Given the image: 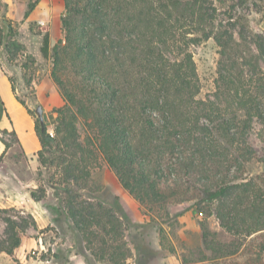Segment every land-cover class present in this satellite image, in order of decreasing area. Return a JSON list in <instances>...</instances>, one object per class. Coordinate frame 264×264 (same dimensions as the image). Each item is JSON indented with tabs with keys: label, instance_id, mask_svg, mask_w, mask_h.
<instances>
[{
	"label": "trees",
	"instance_id": "obj_1",
	"mask_svg": "<svg viewBox=\"0 0 264 264\" xmlns=\"http://www.w3.org/2000/svg\"><path fill=\"white\" fill-rule=\"evenodd\" d=\"M246 2L64 0V38L50 47L46 35L41 49L65 103L54 109L53 134L36 117L37 156L47 173L55 169L47 185L99 259L128 264L125 229L135 224L121 203L85 192L100 159L153 212L196 198L214 205L220 229L201 222L211 252L202 260L264 264V175L247 174L263 160L250 132L264 124V36L251 37L254 50H238L247 38L236 39V12ZM16 35L0 8V48L11 60L24 50ZM209 39L221 56L216 93L202 97L191 45ZM4 220L0 252L11 255L27 222Z\"/></svg>",
	"mask_w": 264,
	"mask_h": 264
},
{
	"label": "rangeland",
	"instance_id": "obj_2",
	"mask_svg": "<svg viewBox=\"0 0 264 264\" xmlns=\"http://www.w3.org/2000/svg\"><path fill=\"white\" fill-rule=\"evenodd\" d=\"M35 1H38L37 5L29 12ZM0 8L17 31L15 39L24 45V50L12 60L5 49L0 48V61L11 76L19 99L38 117L33 80L38 71L42 75L52 72V58L45 57L41 48L46 35L49 41L52 40L50 47L64 38L61 24L64 0H1ZM236 14L239 21L236 39L247 38V44L242 41L238 50L246 53L249 47L255 49L251 40L254 34L264 36V0H247ZM31 15L33 18L28 20ZM191 50L200 79V96L214 97L221 56L219 49L215 41L209 39L191 45ZM54 123L55 118L46 125L49 132L54 133ZM79 129L84 137L85 128L79 124ZM4 139L10 146L15 141L9 133L4 134ZM250 140L263 160L248 164L247 174L249 177L264 175V124L255 121ZM37 161L33 165L15 147L4 154L0 162V240L6 236L5 217H12L22 224L27 222L21 245L11 255L0 252V264H112L108 259H99L88 248L55 189L47 185L55 169L47 173L38 157ZM44 189V198H32V191L42 193ZM85 192L95 194L107 206L121 203L135 222L125 229V239L132 250L128 264H219L202 260L211 252L204 246L201 222L206 221L213 230L220 229L211 203L189 199L169 203L153 212L134 199L123 188L115 172L100 159L92 166V177Z\"/></svg>",
	"mask_w": 264,
	"mask_h": 264
},
{
	"label": "crops",
	"instance_id": "obj_3",
	"mask_svg": "<svg viewBox=\"0 0 264 264\" xmlns=\"http://www.w3.org/2000/svg\"><path fill=\"white\" fill-rule=\"evenodd\" d=\"M30 18L32 19L33 16H29L28 20ZM33 84L36 90V102L43 108L44 121L48 126V123L54 121V108L61 107L65 101L50 72L42 75L38 71ZM30 108L19 99L11 76L5 65L0 61V155L6 154L17 147L24 157L33 165H36L41 142L36 129V117L29 111ZM4 130L8 132L3 133ZM8 133L11 135L15 133V141L7 148L2 137Z\"/></svg>",
	"mask_w": 264,
	"mask_h": 264
},
{
	"label": "water",
	"instance_id": "obj_4",
	"mask_svg": "<svg viewBox=\"0 0 264 264\" xmlns=\"http://www.w3.org/2000/svg\"><path fill=\"white\" fill-rule=\"evenodd\" d=\"M36 113H37L38 117H39L40 120H41L42 128H43V130H44L45 127H46V123H45V121H44L43 108L41 107V105H37V107H36Z\"/></svg>",
	"mask_w": 264,
	"mask_h": 264
},
{
	"label": "built area",
	"instance_id": "obj_5",
	"mask_svg": "<svg viewBox=\"0 0 264 264\" xmlns=\"http://www.w3.org/2000/svg\"><path fill=\"white\" fill-rule=\"evenodd\" d=\"M50 133H51V134H53V132H52V131H50Z\"/></svg>",
	"mask_w": 264,
	"mask_h": 264
}]
</instances>
